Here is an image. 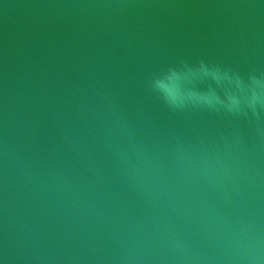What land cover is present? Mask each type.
I'll return each mask as SVG.
<instances>
[{"label":"water","instance_id":"95a60500","mask_svg":"<svg viewBox=\"0 0 264 264\" xmlns=\"http://www.w3.org/2000/svg\"><path fill=\"white\" fill-rule=\"evenodd\" d=\"M0 264H264V0H0Z\"/></svg>","mask_w":264,"mask_h":264}]
</instances>
